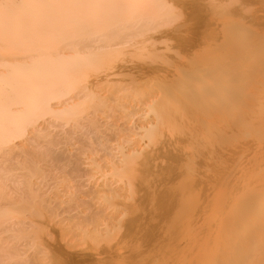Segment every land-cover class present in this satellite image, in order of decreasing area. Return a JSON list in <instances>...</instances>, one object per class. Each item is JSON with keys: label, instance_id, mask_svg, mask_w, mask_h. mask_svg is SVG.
<instances>
[{"label": "bare ground", "instance_id": "obj_1", "mask_svg": "<svg viewBox=\"0 0 264 264\" xmlns=\"http://www.w3.org/2000/svg\"><path fill=\"white\" fill-rule=\"evenodd\" d=\"M180 1L188 3L177 15ZM192 14L203 28L195 30L192 20L190 34ZM180 34L191 36L180 53H156V42L168 51L172 41L165 42ZM202 38L213 44L192 57L188 75L177 61ZM135 116L152 146L160 143L155 134L185 136L162 172L161 210L125 225L129 213L114 216L115 208L134 203L138 182L156 174L157 149L136 150L133 131L127 149L103 145L101 156L86 129H108L100 128L104 117L125 126ZM66 127L65 146L76 134L88 143L69 163L80 166L86 156L90 177L100 175L86 193L98 202L96 212L72 224L74 204L70 231L68 224L60 231L66 248L85 244L81 264H264V0H0V264H58L54 253L63 255L55 233L40 225L59 229L66 220L68 211L51 208L52 201L76 202L78 186L73 193L64 182L59 190L56 180L51 188L43 177L47 165L54 171L61 164L54 134ZM125 229L130 234L116 239ZM137 232L144 241L132 244ZM48 241L55 252H45ZM21 245L28 251L19 254Z\"/></svg>", "mask_w": 264, "mask_h": 264}, {"label": "rangeland", "instance_id": "obj_2", "mask_svg": "<svg viewBox=\"0 0 264 264\" xmlns=\"http://www.w3.org/2000/svg\"><path fill=\"white\" fill-rule=\"evenodd\" d=\"M188 3V1L187 2H184V1H180L177 5H175L174 4V13H176L177 15H179L180 14V12L182 11V9L183 8H185L184 6H186L185 4H187ZM182 7V8H181ZM179 9V10H178ZM179 11V12H178ZM195 14V13H194ZM194 14H192L191 15V17H190V34H192V31H195V30H197V29H200V27H201V29L203 28V25H200L201 24V19H202V17H200V18H198L197 16V14L196 15H194ZM183 16V15H182ZM182 16H180V17H177L178 19H176L174 22H173V24H171V25H169V26H167V27H161L160 28V30H159V32H166V31H169L171 28H173V25H176V24H178V22H181V20H182ZM192 16H194V17H192ZM197 17V18H196ZM180 19V20H179ZM196 19V20H195ZM192 20H195L196 21V25H194V26H196V29L194 30V28L195 27H192L193 26V23L192 22H194V24H195V21H192ZM198 20V21H197ZM202 22H203V20H202ZM193 30H192V29ZM156 33H158V32H156ZM155 32H154V34H156ZM153 33L152 34H150V35H154ZM190 34H188V36H190ZM181 35V36H180ZM178 37H177V39L176 40H167L166 42H165V44H167L168 42H171V45H170V43H168L169 45H170V48H172V49H170V50H166L165 51V49L163 48V43H161L160 44V42H156L159 46H160V48H159V50L156 52V53H159L160 55H164V56H167V55H171V56H173V55H175L176 53H180L181 52V50H180V48H179V44H180V47L181 46H184V44L186 43V41H188L189 42V40H185L184 41V39H188V38H185L187 35H183V39H182V34H180ZM187 36V37H188ZM191 37V36H190ZM189 37V38H190ZM182 39V41L183 42H179L180 40ZM200 40H203V41H205V42H203V41H200ZM177 41H178V44H176L177 43ZM214 42H216V40L214 41ZM173 43V44H172ZM183 43V44H182ZM198 43H200V45L198 44ZM207 43H209V41H208V38H202V39H199V41L197 42V44L199 45V49L196 47V45H195V51H196V48H197V50H199L198 52H200V50H201V52H202V49L206 46V48H207V46H209ZM210 43H212L213 44V42L212 41H210ZM209 43V44H210ZM168 45V46H169ZM177 48V49H176ZM193 50H194V48H192V50H190V51H188V54H181V57L182 58H180L178 61H177V64L178 65H181L182 67H185V71L186 70H188L189 71V74L188 75H191L192 74V70H193V68H192V65L194 66L195 64L193 63V59H192V57L194 58V59H196V57H197V55L199 54L200 56H204L205 55V53H198L197 51V53H194L193 52ZM172 52V53H171ZM168 53V54H167ZM185 53H187V52H185ZM193 53V54H192ZM197 54V55H196ZM202 54V55H201ZM188 55V56H187ZM193 55V56H192ZM206 55H208L207 54V52H206ZM185 56H187V57H185ZM195 56V57H194ZM186 59V61H185V59ZM217 61V63H218V59H216ZM192 61V62H191ZM220 61V60H219ZM189 62V63H188ZM221 62V61H220ZM219 62V63H220ZM186 65V66H185ZM189 65H191V67L189 66ZM190 70H189V69ZM191 68H192V70H191ZM193 75V74H192ZM141 104V103H140ZM141 107V109H142V111L143 112H145V110L147 109V108H143V104H141V106H139V108ZM140 113H142V112H140ZM143 114V113H142ZM146 114H148V113H146ZM149 118L151 117V115L150 114H148L147 115ZM103 117V116H102ZM101 117V118H102ZM136 117V116H135ZM134 117V118H135ZM138 117V116H137ZM137 117L135 118V120L133 121V125L134 126H136L137 125V130H136V128H134L133 127V125L132 124H128V125H130V127L128 126V125H126L125 124V126H124V121H122L123 123H121V121L120 120H118L117 118H115V117H113L114 119H116V123L118 124H116V129H118V130H116V129H113L114 127L113 126H111V119H112V121H113V118L111 117L109 120H110V122H108V118H106V117H104V118H102L103 120H101L100 121V123L99 124H101V122H102V127H100V125L98 124V126L100 127V128H102L103 129V127L105 126V127H107V126H109L108 127V129L107 128H105V129H103V130H101L102 132H100V130H98L96 133L95 132H92V133H90L89 134V132H91V131H89V129L87 128L86 129V133L89 135L87 138H86V141H88V143L89 144H93V142H94V140L93 139H95V145H96V149H95V145H94V149H95V151L96 150H98L99 152H98V154L99 155H101V154H103V152H102V150L104 149V148H102V146L103 147H105V148H109V147H113L114 148V150L116 149V147H117V145L118 146H121L122 147V145H123V148H125V149H127L128 148V146H127V141L129 140V138H130V136L129 135H131V134H133V131L134 132H136V133H134V134H136L135 136H133V135H131V138H133V139H136L137 141H139L138 142V144H136L135 146H136V150H137V148H140V149H138V150H141V148H142V150L140 151V152H142V151H144V149H149V148H151V147H154L155 149H157V152H158V157H157V159H156V161H155V163L156 164H158L157 165V168L155 169V171H157L156 172V174H153L151 177H149V178H147L146 180H144L143 182H138V184H137V188L140 190V192L137 194V199H136V201H134V203L131 201V199L128 201L127 199H126V201H128V202H132L131 204L130 203H127L126 201H125V203L127 204H124V206H119V205H117L118 206V210H117V206H116V213H115V215H114V213L112 212V214L114 215V216H116L117 215V211H119V217L122 215V217H124V214H121V213H125L126 211H127V213H129V217L128 216H125L124 218H125V225H130V223H131V220H130V218H139V217H143V215L146 213V212H148L149 210L150 211H156V210H158V212L161 210L160 209V207H159V200H160V196L164 193V183H159V182H161V179L163 178V176H162V172L164 171V168L165 167H167V166H169V164H171L172 162H174L175 160V150L176 149H178V142H180V140L181 139H184V136H185V132H182L181 134H178V131L176 132V130H174L173 132H165L164 134H155V136L153 137V140H155V141H159L160 143H158L156 146H152L153 145V143L152 142H150V141H148L146 138H143L142 136L140 137V133L141 132H143V131H141L139 128H138V126H139V121L138 120H136L137 119ZM105 119V120H104ZM105 121H106V124H103V123H105ZM138 121V123H136ZM115 122H114V124H115ZM107 123H108V125H107ZM121 124V126H122V128H121V126H120V124ZM113 124V123H112ZM111 126V127H110ZM127 126V127H126ZM98 127V128H99ZM111 128H112V130H114V132L111 130ZM125 128H129L128 130H126ZM68 128L66 127L65 129H57V131L56 130H54V132L56 131V134H54V136H56L55 138H56V140H59L60 139V145L59 146H61V147H58L57 145L56 146H54V150H56L58 153H60V155H61V164H59V165H56V166H53L52 168H54L55 170L53 171V169L51 170V168H48L49 166L47 165L44 169H46V173H44L45 174V176L43 175V177H44V179H48V184H47V186L48 187H50L49 185H51L52 187L51 188H53V185H54V182L56 183V180L58 181V183H56L57 185H59V183H60V186H59V190H63V188H62V186L64 185L63 183L65 182V184H66V182H67V189L68 190H70V188H71V185H73V188H72V192L74 193V192H76V186H78L77 187V192H76V202L74 201V200H71V202L69 201V202H66V203H63V204H60L61 203V200H59L58 199V202H57V204H56V201L54 202V201H52L51 203H49L50 205L52 204V206H50L51 208H53V209H57V206L59 205H61L59 208H60V210H62V209H66L67 211H68V213L66 212V216H64V218L66 219L65 221H63V224H61V227L58 229L57 228V226H55V228H50V226H48V225H40L41 227L40 228H43L44 226V231H46V232H51L50 234H53L54 235V233H55V239H57L56 241L59 243L58 245H60V246H63L64 248H63V250L65 251V256H63L64 255V252H63V250L61 249V251H62V253H63V255H62V257H59V255L57 254V253H54L55 255V257H57V258H55L54 260L56 261V260H58V261H56L58 264H61V263H63V261L65 262V261H69V264H81L79 261H80V259L82 258V256H78L77 255V253L80 251V250H83V251H86V247H84L85 246V244H83V246L82 245H78L80 248H78V246H75V248H77V249H75V248H66V246H64L65 244V242L67 241L65 238L66 237H64V240H66L65 242H64V240H63V236L61 235V230L62 231H65L67 228V230H68V232L70 231V229H71V225H69L70 224V221L72 220H69V224H68V221H67V218H72V214L74 215L75 213H77L78 211V213H77V215L75 214L74 215V220H72L71 222H72V224L73 223H75V222H78L79 220H78V217L80 216H85L86 217V214H89L90 213V211L92 212V213H94V212H96V206H98V202L96 201V200H92L91 199V202L89 201V198H87L86 199V197H88V195L90 194V193H88L87 191L90 189V191L92 190V185L94 184L93 182H95L97 179H98V176L100 177V175H97V174H95V175H93V177H90V172L92 171L91 169H90V167H89V165H86L85 163H84V157H86V156H82V159H79V160H82V162L80 161L79 163H80V166H79V164H77V161L74 163V165H75V168H73L74 166H70V164H73V163H69L70 161V157L73 155V156H75L74 154H78V152L79 151H77V148H78V150H80V149H82V148H85L86 146V143L87 142H85V140H83L84 138H81L80 137V134H79V137L77 136V134L76 135H72V140H71V142H69L68 143V145L66 144V146H65V144H63V140H62V134H63V131H65V130H67ZM132 129V130H131ZM133 129H135V130H133ZM106 130V131H105ZM109 130V131H108ZM122 131V132H120V131ZM59 132V134H57ZM128 133V135H127V133ZM123 133V134H122ZM172 133V134H171ZM184 133V134H183ZM91 134H92V136H91ZM100 134V135H99ZM117 134V135H116ZM119 134V135H118ZM137 134H139V135H137ZM142 134V133H141ZM183 134V135H182ZM115 136V138H114V136ZM201 135H203V137H204V133H201ZM87 136V135H86ZM119 136V138H117ZM124 136H126V138L124 137ZM139 136V137H138ZM180 136V137H179ZM75 137V138H74ZM79 139H78V138ZM91 137H93V139L91 138ZM105 137V138H104ZM121 137V138H120ZM122 137H124V139L122 138ZM182 137V138H181ZM202 136H201V138H200V135L198 136V139L200 140V141H202L201 139L203 138ZM77 138V139H76ZM100 138H101V140H100ZM174 138V139H173ZM179 138H181V139H179ZM80 139H82L81 141H80ZM90 139V140H89ZM117 139V140H116ZM120 139V140H119ZM138 139H140V140H138ZM145 139H146V141H148V142H146L145 141ZM78 140H79V142H78ZM104 140H106V141H104ZM109 140V141H108ZM123 140V141H122ZM100 141V142H99ZM111 141V142H110ZM119 141V142H118ZM177 141V142H176ZM62 142V143H61ZM73 142V143H72ZM82 142H83V145H82ZM85 142V143H84ZM100 143L101 144V146L100 145H97V143ZM102 142V143H101ZM106 142V143H105ZM145 142V143H144ZM78 143H81V145H79ZM88 143H87V145H88ZM108 143H111L112 144V146H111V144H108ZM151 143V144H150ZM171 143V144H170ZM74 144V145H73ZM85 144V145H84ZM175 144V145H174ZM70 145H71V147H70ZM92 145V146H93ZM106 145V146H105ZM129 145V144H128ZM137 145H138V147H137ZM148 145V146H147ZM170 145V146H169ZM79 146H80V148H79ZM64 147V148H63ZM67 147V148H66ZM72 147H74V148H72ZM82 147V148H81ZM98 147V148H97ZM99 147L101 148V150L99 149ZM162 147V148H161ZM56 148V149H55ZM92 148V149H93ZM110 148V149H111ZM62 149L64 150V152L62 151ZM86 149V148H85ZM93 149V150H94ZM88 150H90V149H88ZM87 150V151H88ZM113 150V149H112ZM173 152H172V151ZM64 154V156L66 155L67 156V158H66V156H65V158H64V156L62 155V153ZM72 152H74V153H72ZM77 152V153H76ZM102 152V153H101ZM170 152V153H169ZM87 153V152H86ZM89 154V151H88V153H87V155ZM96 155V157H98L99 155ZM102 156V155H101ZM174 156V157H173ZM73 160H74V157H73ZM173 160V161H172ZM65 163L67 164V165H65ZM64 164V165H63ZM82 164V165H81ZM63 165V166H62ZM62 166V167H61ZM67 166V168L65 169V167ZM59 167V168H58ZM58 168V169H57ZM61 169V170H60ZM71 169L74 171V173L71 171ZM48 170H50L49 171V173H48ZM60 170V171H59ZM66 170V172H64ZM75 170H77V171H75ZM89 170V171H88ZM91 170V171H90ZM59 171V172H58ZM85 171V172H84ZM56 172V173H55ZM79 172V173H78ZM88 172H89V175H88ZM93 172H94V170H93ZM159 172V173H158ZM48 173V174H47ZM55 174V176H54V174ZM67 173V174H66ZM72 173H73V175H72ZM82 175H81V174ZM87 173V174H86ZM49 175V177H52V178H55V179H53L52 180V178H50V180H49V177H47ZM53 175V176H52ZM61 175V176H60ZM70 175L72 176V177H70ZM56 176H58V177H56ZM79 176H81V177H79ZM59 177H60V180H59ZM61 177H64V178H61ZM74 177V178H73ZM158 177V178H157ZM70 178V179H69ZM73 180H72V179ZM83 178V179H82ZM90 178H92L91 179V181H90ZM152 178V179H151ZM156 178V179H155ZM70 181H69V180ZM96 179V180H95ZM67 180V181H66ZM154 180V181H153ZM77 181V182H76ZM85 181V182H84ZM100 182V181H99ZM77 184V185H75V184ZM82 185H81V184ZM93 183V184H92ZM141 183V184H140ZM145 183V184H144ZM155 183H159L158 184V186H155ZM68 184H69V186H68ZM89 184L91 185L90 186V188L88 189V187H89ZM84 185H85V187H84ZM152 185V186H151ZM66 186V185H65ZM88 186V187H87ZM82 187H84V188H82ZM169 187L170 188H172L170 185H169ZM65 189H66V187H64ZM161 188V189H160ZM169 188V189H170ZM78 189L81 191V189H83V191H84V189H85V191L83 192V191H81V192H83V193H81L80 191L78 192ZM88 189V190H87ZM145 189V190H144ZM153 190V191H152ZM162 190V191H161ZM161 191V192H160ZM152 192V193H151ZM159 192V193H158ZM80 193L81 194H83V195H81V196H83V197H81L82 198V201L79 199L80 198ZM86 193L88 194V195H86ZM129 194V193H128ZM149 194V195H148ZM160 195V196H159ZM78 196H79V198H78ZM128 196V195H127ZM139 196V197H138ZM145 197V198H144ZM147 197V198H146ZM156 197H157V199H156ZM78 199L81 201V203H82V205H81V203H80V205H79V203L77 202L78 201ZM167 199H169V197L167 198ZM86 200H88V201H86ZM53 202H54V204H53ZM73 202H75V203H73ZM88 202V203H87ZM67 203H68V206H67ZM69 203H71L72 205L70 206V204ZM78 204L77 206H79V207H81V208H77V206H76V208L75 209H77V212L76 211H74L73 212V210H75L74 209V204ZM86 203L88 204L87 205V207L88 206H90V209L89 208H84V207H86L85 205H86ZM89 203H90V205H89ZM93 203H94V205H93ZM129 204V205H128ZM135 204V205H134ZM69 206L70 207H72L71 209L69 208ZM93 206V207H92ZM155 206V207H154ZM49 207V208H50ZM124 209H123V208ZM133 207V208H132ZM137 207V208H136ZM141 207V208H140ZM154 209H153V208ZM126 208H127V210H126ZM132 208V209H131ZM68 209H70V210H68ZM83 209H84V211H83ZM88 209H89V212H88ZM123 211V212H120L121 210ZM130 209H131V214L133 215V213H134V211H135V213H134V215L133 216H131V214H130ZM114 210V209H113ZM70 211V212H69ZM81 211H83V213L81 212ZM94 211V212H93ZM115 211V210H114ZM157 212V211H156ZM71 213V214H70ZM80 213H81V215H80ZM69 214H70V216H69ZM82 214H84V215H82ZM121 214V215H120ZM63 215H65V213L63 214ZM114 216H113V218H114ZM63 217V216H62ZM118 216L117 217H115V219H117V218H119ZM122 217H120V218H122ZM128 219V220H127ZM67 221V222H66ZM75 221V222H74ZM66 222V223H65ZM68 224V226H65V225H67ZM63 226H65L66 227V229L64 228L63 229ZM46 229V230H45ZM53 229V230H52ZM56 230V231H55ZM67 230H66V232H67ZM58 231V232H57ZM59 232H60V234H59ZM130 234V231L129 230H127V229H125V231H123V233L121 232L120 234H117V236H115V238L116 239H120L121 237H124L125 235H129ZM141 234H144V233H139V232H137L136 234H135V240L134 241H132L133 243L132 244H136V243H140V242H142V240L145 238V237H142V235ZM57 235V236H56ZM2 236H3V234H2ZM7 235L5 234L4 235V237H6ZM57 237V238H56ZM1 238H3V237H1ZM61 238V239H60ZM139 238V239H138ZM67 239H68V237H67ZM61 240V241H60ZM131 240H133V238H130L128 241H131ZM144 241V240H143ZM48 242H50L51 243V241H48ZM51 247V248H50ZM83 247L85 248V249H83ZM20 248L22 249V251H20ZM26 248V249H25ZM45 248H46V251L45 252H55L54 250H55V248H56V246H54V244H48V245H46L45 246ZM66 249H67V251H66ZM71 250H72V252L73 253H71ZM74 250V251H73ZM89 250V249H88ZM26 251H28V248L26 247V246H22L21 245V247L19 246V249H18V253L19 254H23V252H26ZM66 253L69 255V257L67 256L66 257ZM86 253V252H85ZM58 255V256H57ZM66 257V258H65ZM60 258V259H59ZM74 258H75V260H74ZM65 259V260H64ZM78 260V261H77ZM7 264V263H6ZM8 264H10V263H8ZM83 264H86L85 262H83Z\"/></svg>", "mask_w": 264, "mask_h": 264}]
</instances>
